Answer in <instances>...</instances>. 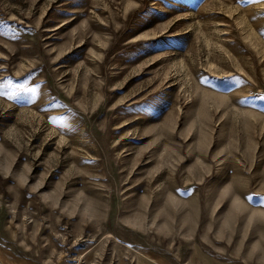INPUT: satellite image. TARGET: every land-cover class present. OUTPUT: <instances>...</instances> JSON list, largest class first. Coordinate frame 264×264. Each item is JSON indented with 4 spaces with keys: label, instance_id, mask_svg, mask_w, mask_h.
Instances as JSON below:
<instances>
[{
    "label": "rangeland",
    "instance_id": "obj_1",
    "mask_svg": "<svg viewBox=\"0 0 264 264\" xmlns=\"http://www.w3.org/2000/svg\"><path fill=\"white\" fill-rule=\"evenodd\" d=\"M0 264H264V0H0Z\"/></svg>",
    "mask_w": 264,
    "mask_h": 264
}]
</instances>
